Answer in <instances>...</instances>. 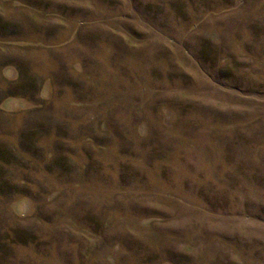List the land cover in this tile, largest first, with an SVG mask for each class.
Segmentation results:
<instances>
[{"label":"rangeland","instance_id":"1","mask_svg":"<svg viewBox=\"0 0 264 264\" xmlns=\"http://www.w3.org/2000/svg\"><path fill=\"white\" fill-rule=\"evenodd\" d=\"M0 264H264V0H0Z\"/></svg>","mask_w":264,"mask_h":264}]
</instances>
